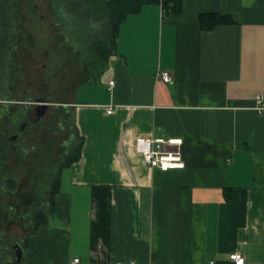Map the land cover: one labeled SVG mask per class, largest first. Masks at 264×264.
Here are the masks:
<instances>
[{
    "label": "crops",
    "instance_id": "1",
    "mask_svg": "<svg viewBox=\"0 0 264 264\" xmlns=\"http://www.w3.org/2000/svg\"><path fill=\"white\" fill-rule=\"evenodd\" d=\"M210 13L234 23L204 30ZM262 96L264 0H184L171 14L147 4L128 15L108 67L74 89L80 157L62 169L26 264H235V252L264 264ZM140 137L182 139L185 167L151 168Z\"/></svg>",
    "mask_w": 264,
    "mask_h": 264
},
{
    "label": "rangeland",
    "instance_id": "2",
    "mask_svg": "<svg viewBox=\"0 0 264 264\" xmlns=\"http://www.w3.org/2000/svg\"><path fill=\"white\" fill-rule=\"evenodd\" d=\"M19 1L23 42L14 78L0 90V264H26L24 256L17 262L13 246L23 247L40 203L50 199L57 167L76 151L70 105L74 89L90 75L88 48L65 43L52 0ZM41 97L49 110L35 122V99ZM25 123L20 138L10 141Z\"/></svg>",
    "mask_w": 264,
    "mask_h": 264
},
{
    "label": "trees",
    "instance_id": "3",
    "mask_svg": "<svg viewBox=\"0 0 264 264\" xmlns=\"http://www.w3.org/2000/svg\"><path fill=\"white\" fill-rule=\"evenodd\" d=\"M52 3L65 43L70 47L84 45L88 48V68L94 73H100L108 67L115 53L120 26L128 15L138 13L147 4L161 5L164 14L180 13L184 6V0H52ZM20 5L19 0H0V90L8 86L14 78L16 54L19 44L23 42ZM232 23L234 19L230 15L210 13L200 17L204 30ZM4 98H0V101ZM0 109L3 110L1 105ZM3 112H0V121ZM72 121L75 138L78 139L76 151L65 157L59 168L57 167V174L48 185L50 199L46 203H40L30 235L50 222L54 214L55 197L60 189L62 169L80 157L83 139L73 117ZM11 125H16V114L11 119ZM28 241L29 237L23 247L27 246Z\"/></svg>",
    "mask_w": 264,
    "mask_h": 264
},
{
    "label": "built area",
    "instance_id": "4",
    "mask_svg": "<svg viewBox=\"0 0 264 264\" xmlns=\"http://www.w3.org/2000/svg\"><path fill=\"white\" fill-rule=\"evenodd\" d=\"M162 78L165 82L172 80L168 72H163ZM115 86V81H110L109 89L112 90ZM256 110L264 113V97H258ZM112 113V111H108ZM182 139H165V138H144L140 137L136 140V150L144 158V161L151 168L161 171H170L175 169H183L185 162L180 152ZM230 259L235 264H246L245 256L240 252H235L230 255ZM68 264H81L80 259H74Z\"/></svg>",
    "mask_w": 264,
    "mask_h": 264
},
{
    "label": "water",
    "instance_id": "5",
    "mask_svg": "<svg viewBox=\"0 0 264 264\" xmlns=\"http://www.w3.org/2000/svg\"><path fill=\"white\" fill-rule=\"evenodd\" d=\"M37 102V107H36V116L38 119L43 118L48 109H49V105L45 102V100H38ZM24 127L26 126L25 124L23 125ZM18 136H14L11 139L12 140H17ZM13 249L16 252V258L17 261L20 262L23 259L24 256V248L21 246L20 243L16 242L13 246Z\"/></svg>",
    "mask_w": 264,
    "mask_h": 264
},
{
    "label": "flooded vegetation",
    "instance_id": "6",
    "mask_svg": "<svg viewBox=\"0 0 264 264\" xmlns=\"http://www.w3.org/2000/svg\"><path fill=\"white\" fill-rule=\"evenodd\" d=\"M38 100H45L43 97H41V98H36L35 99V104H36V107H37V102L36 101H38ZM49 110V109H48ZM48 112V111H47ZM47 114V113H46ZM35 115H36V108H35ZM45 117V116H44ZM43 117V118H44ZM43 118H41V119H38L37 118V116H36V121L35 122H39V121H41ZM25 127L24 126H22L21 127V129H20V133L19 134H17V136H18V138H17V140L20 138V136H21V133L24 131V130H26L28 127H29V123H25ZM16 136V135H15ZM14 137V136H13ZM12 138V137H11ZM9 139L10 141H14V140H12V139Z\"/></svg>",
    "mask_w": 264,
    "mask_h": 264
}]
</instances>
